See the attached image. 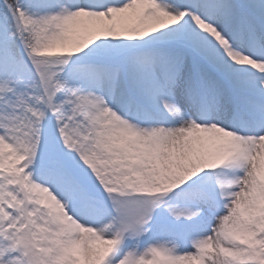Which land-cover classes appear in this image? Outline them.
Wrapping results in <instances>:
<instances>
[{
	"label": "snow or ice",
	"instance_id": "6c2138e0",
	"mask_svg": "<svg viewBox=\"0 0 264 264\" xmlns=\"http://www.w3.org/2000/svg\"><path fill=\"white\" fill-rule=\"evenodd\" d=\"M0 264H264V0H0Z\"/></svg>",
	"mask_w": 264,
	"mask_h": 264
}]
</instances>
